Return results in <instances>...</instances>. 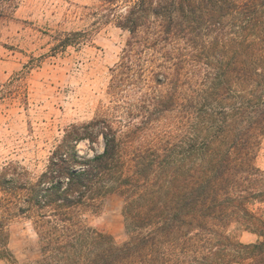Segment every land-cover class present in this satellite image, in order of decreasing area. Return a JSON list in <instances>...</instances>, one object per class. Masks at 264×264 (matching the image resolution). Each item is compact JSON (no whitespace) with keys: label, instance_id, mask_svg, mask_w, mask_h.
Returning a JSON list of instances; mask_svg holds the SVG:
<instances>
[{"label":"trees","instance_id":"obj_1","mask_svg":"<svg viewBox=\"0 0 264 264\" xmlns=\"http://www.w3.org/2000/svg\"><path fill=\"white\" fill-rule=\"evenodd\" d=\"M15 2L0 0V16ZM107 2L124 5L117 25L130 33L119 73L131 68L137 47L150 46L171 63L157 85L179 87L185 70L195 78L177 135L160 133L146 152L130 153L141 126L122 135L108 119H94L66 131L37 181L17 182L4 169L0 258L9 254L7 223L26 216L39 264H264V218L253 209L264 204V171L256 165L264 139V0ZM173 92L154 95L148 121L172 112ZM100 139L102 152L79 153V144ZM109 194L124 199L123 243L81 218ZM234 225L257 240L232 236Z\"/></svg>","mask_w":264,"mask_h":264},{"label":"rangeland","instance_id":"obj_2","mask_svg":"<svg viewBox=\"0 0 264 264\" xmlns=\"http://www.w3.org/2000/svg\"><path fill=\"white\" fill-rule=\"evenodd\" d=\"M111 7L107 0H16L8 15L0 16V175L9 167L17 182L37 181L66 131L94 119H108L122 135L141 126L127 146L130 153L140 147L146 152L160 133L163 138L177 135L179 114L185 112L195 78L185 70L179 87L157 85V73L165 71L162 65L171 63L150 46L137 47L128 63L131 68L119 73L130 33L117 25L124 5ZM116 71L120 80L114 82ZM174 90L172 112L148 121L154 95ZM78 149L92 156L104 145L100 139L92 146L81 143ZM256 165L264 171V139ZM98 205L82 210L83 221L117 243L126 241L123 197L109 194ZM253 207L264 218V204ZM6 230L9 254L0 264H39L42 255L33 221L12 217ZM229 233L244 243L257 240L240 226L230 227Z\"/></svg>","mask_w":264,"mask_h":264}]
</instances>
